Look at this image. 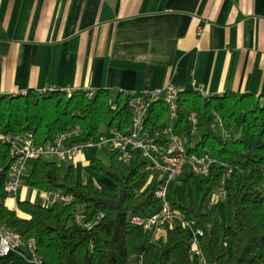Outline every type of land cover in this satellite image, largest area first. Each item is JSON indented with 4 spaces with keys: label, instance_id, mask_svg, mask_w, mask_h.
Returning <instances> with one entry per match:
<instances>
[{
    "label": "trees",
    "instance_id": "obj_1",
    "mask_svg": "<svg viewBox=\"0 0 264 264\" xmlns=\"http://www.w3.org/2000/svg\"><path fill=\"white\" fill-rule=\"evenodd\" d=\"M55 90V89H54ZM130 95L119 94L111 100L107 91L94 98L78 91L68 95L29 91L26 95L0 97V138L8 134L33 132L37 145H46L59 133L79 126L77 142L98 138L107 129L126 132L130 127ZM180 126L190 112L201 116V129L193 150L209 155L216 163L207 178H200L196 190L194 175L188 170L179 181L184 198L169 189L173 208L203 229L199 240L206 264H264V96L227 92L203 98L194 90L180 92ZM225 122L229 136L216 130L213 114ZM164 103L151 107L149 126L157 128L167 121ZM243 133L232 134L237 120ZM106 165L98 153H88L87 161L95 173L110 180L101 187L89 180L81 183L75 168L65 172L56 161L33 162L27 186L37 192H61L74 202L44 207L21 201L17 210L5 204V184L11 162L10 146L0 140V224L16 231L35 244V254L42 264H124L142 257L144 264H198L190 260L192 232L180 225H168L166 243L160 246L154 231L132 225L130 217H147L160 209L155 194L161 181L152 175L148 163L136 155L122 164L116 152H105ZM229 171L232 173L229 174ZM225 179L229 222L223 228L218 205L209 208L211 195ZM80 215L82 221L76 217Z\"/></svg>",
    "mask_w": 264,
    "mask_h": 264
},
{
    "label": "crops",
    "instance_id": "obj_2",
    "mask_svg": "<svg viewBox=\"0 0 264 264\" xmlns=\"http://www.w3.org/2000/svg\"><path fill=\"white\" fill-rule=\"evenodd\" d=\"M193 81L211 96H264V0H0V97L103 90L115 101ZM31 190L22 181L6 206L40 204ZM0 264L37 263L22 246Z\"/></svg>",
    "mask_w": 264,
    "mask_h": 264
},
{
    "label": "built area",
    "instance_id": "obj_3",
    "mask_svg": "<svg viewBox=\"0 0 264 264\" xmlns=\"http://www.w3.org/2000/svg\"><path fill=\"white\" fill-rule=\"evenodd\" d=\"M202 32L203 29L198 28V34L201 35ZM192 90L203 98L212 97L204 92L196 81H193ZM54 91V89H45L40 92ZM66 93L71 95L73 92ZM85 93L90 99L96 94L94 91H85ZM26 94L25 92L21 95ZM179 95L180 91L171 85L130 94L128 107L131 123L127 131L120 132L118 128L107 129L98 138L84 142H77L82 136V129L79 126L57 134L53 141L46 145H37L33 132L2 136L0 140L10 146L11 156L5 184L6 198L17 195L22 185L21 176L29 162L53 159L58 163L72 164L79 155H87L90 152H116L120 163L129 164L136 155H141L148 163L152 175H156L161 181L160 189L155 194L160 201V209L147 217L132 216L130 223L144 231H154L155 234L168 225L177 224L188 229L193 235L190 260L192 262L198 260V264H206L199 244L204 234L203 229L177 212L169 200L170 185L177 182L187 170L196 177L207 178L216 163L209 155H198L193 152L196 146L195 138L201 129V116L198 112H190L184 124L179 127ZM161 102L167 108V121L151 129L148 122L151 107ZM213 123L222 131L223 136H229L225 122L219 114H213ZM230 173L232 171H229ZM225 199L227 193L224 179L211 195L208 206L213 208ZM73 202L72 196L61 192L42 193L41 205L44 207H52L56 204L69 205ZM76 220L81 222L82 217L78 215ZM22 246H27L35 254L34 242L26 241L20 233L0 224V258L9 256ZM139 259V264H144V259L142 257ZM36 263L42 264L37 256Z\"/></svg>",
    "mask_w": 264,
    "mask_h": 264
},
{
    "label": "rangeland",
    "instance_id": "obj_4",
    "mask_svg": "<svg viewBox=\"0 0 264 264\" xmlns=\"http://www.w3.org/2000/svg\"><path fill=\"white\" fill-rule=\"evenodd\" d=\"M237 129H235V131L232 132V134H239L241 135L243 133V127H242V122L240 119H238L237 121ZM216 130H218L219 128H217L215 126ZM86 156V155H85ZM99 158L102 160V162L106 165L110 164V159L107 156V154L105 152H99L98 153ZM47 161H55L53 159H47ZM62 171L65 172L66 169L69 167L70 164L67 163H59ZM33 166V162H29L27 165V169L23 172L22 176H21V180L26 183L29 173L32 169ZM75 173L77 176V179L81 182V183H86L89 180H92L94 182H96L97 184H99L101 187H106V186H110L112 185V182L104 177H102V175H100L99 173H95L93 171V169L90 166H83L81 164L75 166ZM201 177H194L195 179V183H196V190L198 191L199 189V180ZM170 189L171 190H177V194L179 199H183L184 198V187L183 184L178 180L177 182H173L170 185ZM218 191V190H217ZM32 192V190H31ZM41 204V203H40ZM218 215L219 218L222 222L223 228H226L228 226V222H229V210H228V202L227 200H221L218 203ZM156 241L160 246H164L166 243V239L165 236L162 235H157L156 236ZM171 264H175V263H171Z\"/></svg>",
    "mask_w": 264,
    "mask_h": 264
}]
</instances>
